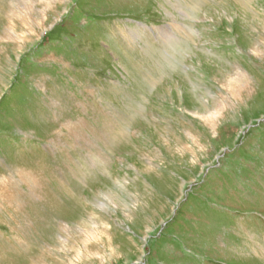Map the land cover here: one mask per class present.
<instances>
[{"label":"rangeland","instance_id":"obj_1","mask_svg":"<svg viewBox=\"0 0 264 264\" xmlns=\"http://www.w3.org/2000/svg\"><path fill=\"white\" fill-rule=\"evenodd\" d=\"M27 2L0 0V264H264V0H31L29 31Z\"/></svg>","mask_w":264,"mask_h":264},{"label":"bare ground","instance_id":"obj_2","mask_svg":"<svg viewBox=\"0 0 264 264\" xmlns=\"http://www.w3.org/2000/svg\"><path fill=\"white\" fill-rule=\"evenodd\" d=\"M27 1V0H26ZM42 2H46V5H48V3L50 2L51 3V1L52 0H41ZM30 2H31V0L29 1L28 0V2H27V4L26 5H24V6H22V7H18L17 9H16V11L14 10V7H13V9H11L9 12H11V13H9L11 16H16V17H18L19 19H21L24 23L23 24H26V26H27V28H28V31L30 30V28H31V26H32V24H30V22L28 23L27 22V20H29V19H26V17H27V14H28V12L29 11H31V8H30ZM21 4V3H20ZM32 4V3H31ZM33 6V5H32ZM30 16V15H29ZM43 17V15H41V18ZM31 21V20H30ZM22 25V24H21ZM23 26V25H22ZM183 27V26H182ZM10 28V27H9ZM11 29V28H10ZM9 29V30H10ZM13 29V28H12ZM11 31V30H10ZM13 31V30H12ZM7 32V31H6ZM13 33H14V31H13ZM135 33V32H134ZM6 34V33H5ZM7 34H8V32H7ZM166 35V34H165ZM4 36V35H3ZM10 36H11V34H10ZM17 36V38L19 39V40H23V37L22 36H20V34H19V36L18 35H16ZM7 40H8V38H7ZM12 40H13V38H12ZM14 42V41H13ZM19 47V46H18ZM21 50V49H20ZM236 74V73H235ZM242 75V74H241ZM246 78V77H245ZM236 80V79H235ZM243 82V81H242ZM236 83V82H235ZM239 87V86H238ZM233 88V87H232ZM233 90V89H232ZM246 90V89H245ZM231 92V91H230ZM235 94V93H234ZM241 94V93H240ZM238 97V96H237ZM223 106V105H222ZM221 108V107H220ZM218 111H219V109H218ZM214 113H216V111L214 112ZM211 115V114H210ZM201 116V115H200ZM209 117V116H208ZM216 118V117H215ZM67 124V123H66ZM71 124V123H70ZM213 128V127H212ZM71 134V133H70ZM73 135V134H72ZM19 175L23 178L25 175H26V173H24L23 171H21V172H19ZM11 178V179H10ZM35 178V177H34ZM10 182V183H9ZM17 185H18V181H16V180H14L13 178H12V175H10L9 176V178L8 179H6V180H4V181H2V180H0V188L1 189H3V188H5V190H7V189H10V187H17ZM30 192V191H29ZM9 194V193H8ZM7 194V195H8ZM6 199V198H5ZM7 201V200H6ZM66 228V227H65ZM60 230V229H59ZM82 230V229H81ZM67 234V233H66ZM69 236V235H68ZM63 241V240H62ZM95 242V241H94ZM89 243V242H88ZM92 243V242H91ZM87 244V243H86ZM20 246V245H19ZM47 248V247H46ZM49 253V252H48ZM84 260V259H83ZM72 262V261H71Z\"/></svg>","mask_w":264,"mask_h":264}]
</instances>
